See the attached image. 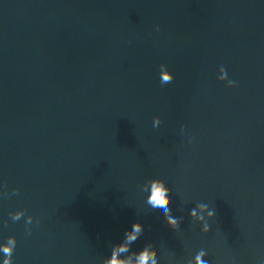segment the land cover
I'll list each match as a JSON object with an SVG mask.
<instances>
[{"label": "water", "instance_id": "water-1", "mask_svg": "<svg viewBox=\"0 0 264 264\" xmlns=\"http://www.w3.org/2000/svg\"><path fill=\"white\" fill-rule=\"evenodd\" d=\"M156 177L179 231L146 203ZM135 221L158 264H264V0H0V244L101 264Z\"/></svg>", "mask_w": 264, "mask_h": 264}, {"label": "clouds", "instance_id": "clouds-1", "mask_svg": "<svg viewBox=\"0 0 264 264\" xmlns=\"http://www.w3.org/2000/svg\"><path fill=\"white\" fill-rule=\"evenodd\" d=\"M157 30H159L158 27ZM159 67L161 85L171 83L174 79L173 73L167 69V65L165 64H161ZM219 71L220 75L218 79L221 81L226 80L229 88L236 85V81L228 79L226 67L221 66ZM161 122L162 121L159 116L154 117L153 127H158ZM4 188L7 189L6 184L4 185ZM141 191L149 193L146 197L147 205L154 210H161L167 225L174 231H179L182 217L174 215V212L180 211L179 209H173L170 207L172 203L169 195L171 189L168 187L166 182L159 177L151 178L141 186ZM19 194V188H13L11 193H8L6 190L2 193L4 196H18ZM26 212V209H20L15 212H9V216L12 221L15 222L25 217ZM205 212L207 213V216L204 215ZM189 215L193 224H200L202 226V234H207L210 231L208 221L212 220L216 216V210L215 208L210 209L209 205L206 203L196 201L195 207L191 209ZM33 222V216L27 215L25 218V231L27 235H31V228L28 226L32 225ZM40 222L39 218L35 219L36 225H39ZM5 225H7V221H5ZM144 230V225L141 222H133L130 229H127L124 232L122 241L111 246L110 256L104 258L101 261V264H158L160 249L154 247L151 242L146 243L139 251H133L131 249V245L138 240ZM16 244L17 240L15 236H8L6 242L0 244V252H2L4 256L3 264H13V253L15 251ZM207 254L208 253L204 249H200L195 257L196 264H209V261L205 260V256ZM168 264H174V261L169 258Z\"/></svg>", "mask_w": 264, "mask_h": 264}]
</instances>
